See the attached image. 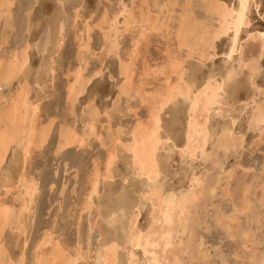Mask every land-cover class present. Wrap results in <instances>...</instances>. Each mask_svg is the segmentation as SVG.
Listing matches in <instances>:
<instances>
[{"label":"rangeland","instance_id":"obj_1","mask_svg":"<svg viewBox=\"0 0 264 264\" xmlns=\"http://www.w3.org/2000/svg\"><path fill=\"white\" fill-rule=\"evenodd\" d=\"M20 1H21L20 5L18 4L19 3V0H18V1H16V6H14V7L18 6L20 13L28 14L27 10H29V9L33 10L30 15L28 14L30 17L29 23H28L27 19H25V18L22 20L25 22V26L28 24H32V21H33V25L35 23H38V24L40 23V26H42L44 24H48V25L50 24L53 26V24H54L53 20H55L57 22V23L55 22V24H58L59 18H56V17H60L59 16L60 11H62L61 17L65 19V20L63 19V24L65 26V30H64L65 31L64 32L65 40H64V44H63V47L61 49L60 54H57L54 57V60L56 62L54 61L52 66H53V69L55 70V73H54L55 76L53 75L54 77L52 76V79L54 80V83L57 86L60 85L58 87L62 88L61 93H62V91H64V93H62L63 97L61 98V100L63 101V104H62L61 108L54 109L52 107H47L46 111L45 110L41 111L39 113L40 116L38 115L39 119H40V120L38 119L39 125H44V124L46 125L49 123L51 124V125H49V127H50V133H49L50 134V136H49L50 140L47 139L41 148L34 150V152L32 153V155H34V156H31L29 164L25 165V167H26L25 170H27V174L30 175L28 177L33 178V179L35 178L34 180L37 181V186L39 187L38 188L39 190L36 192V194L33 195V197H31L33 201L31 200L32 203L30 204L29 209L27 211H23V213L21 215V221L23 222V228H22L23 231L19 230V228H17L15 223L12 224L13 226L12 225L7 226L6 229L3 231V234H2V237L0 238V241H1V244L3 243V246L5 247L4 250H6L8 248L5 251L6 252L5 255L7 257L12 258L15 262L18 263L22 254L25 253L24 254L25 255L24 261L25 262L23 261L22 264H36V263L40 264V263H44L43 261H47L48 264H62L63 262L66 264H79V263L80 264H85V263L86 264H97L98 258L96 259V257H97L98 251L102 250V245H104L105 242H108L111 239L112 240L116 239L119 241V244L121 245L120 249H119L120 264H127L128 263V260L130 257L129 250L132 251L134 254L133 257H134V260H136L135 264H137V263L138 264H157L156 262H153V260L151 258L152 256H148V254L143 252L144 250L142 248L141 249L137 248V249L133 250L132 246L129 245L130 244L129 238L131 236V233H133L131 230L132 229L131 225H130L131 222L129 221L131 219L130 217H132V213H131L132 211L131 210L133 207L132 205L134 204V203H132V201L134 200L135 204H137L138 201L141 202L140 207H141L142 213L140 211V216L138 218L136 228H138L143 233H145V232L147 233L148 232L147 230H149L151 227L152 215H153L152 213L154 212L155 207H154V203L152 201V198L148 194V193H151V190L149 188V187H151V185H149L148 183H150V184H152V183L149 182L148 179L146 180V177L144 178V176H142V177L138 176L137 171L134 169L135 165H134V163L132 164L133 160H130V159H132V157H131L130 153L123 147V145L118 146V150H119L118 158L112 167V171H113L112 181L111 182L105 181L102 183V185H100L99 189L102 191L101 192L102 194L99 197H97L98 199L95 198V199H97L96 205H93L92 210L88 209V210L82 211V209L84 208L83 204L87 198V196H86L87 191L90 188L89 187L90 186L89 177L93 174V172L95 171V168L96 169L101 168L100 169L101 172L105 171L104 166L106 163L105 159H106L107 154H108V148L112 144H115V140L118 137L121 138L122 142H126V141L130 140L132 138L131 135L133 134L134 129L139 125V123L147 124L148 122H150L152 119L150 114H151L153 107L156 108L157 104L159 105V102L161 101V99L167 95V91H168L169 87H172L175 84H179L180 87L185 86L187 88L189 86V88H190L189 91L192 94L194 93V95H191L189 93V95H187L188 98H186V96H184L185 99H183L184 98L183 95L178 94L177 96H175V98L173 100H171L172 102L171 101H170V103L168 102L160 112V113H162V114H160V116L162 115V117H160V118H161V121H163V122H161L160 134H161V138L164 139L163 142L164 141L165 142L159 144V146H158L159 148H158V152H157V159L161 157L160 159H158V162L160 163L159 170L161 169V171H160L161 176H159V177L161 179L159 178L158 180H159V182H161L160 186L162 185L161 188L163 189V193L165 195L167 194L166 197H168V196L171 197L172 195H176L177 198H179L181 195L184 197V196H187L188 194H190L191 191L194 190L195 188L196 189H202L204 187V189H202L203 194H200L199 199L197 200V203H194L191 205L194 209L191 208V210H190L191 211L190 214L192 215V217H190V220H188V224L186 225L183 223L184 224L183 225L180 222V219H178L179 221L177 220L179 222V223L177 222L179 229H178V232H176V234L174 235V238L176 240L179 239L180 241L179 240L173 241L174 242L173 245H175V247L174 246L173 247L176 250L175 252H178L177 258L180 261L177 260L178 261L177 263L176 262H163V263H158V264H169V263L170 264L171 263L172 264H260V263L264 264L263 263L264 262V260H263L264 259V256H263L264 255V253H263L264 252V234H263L264 233V206H261V205H264V195H263L264 194V191H263L264 190V130H263L264 129V121L259 122L256 120L260 113L264 115V109H263L264 108V51H263V49H264V45H263L264 44L263 43L264 42V40H263L264 39V35H263L264 34V0H254V1L251 0L252 2L250 0H249L250 2L248 1L250 3V4L248 3V8H247L250 10H249V12H246V17H247L246 19L248 22H247V24L242 26V29H241L242 31L240 30L239 37L236 41L237 44L234 43L235 32H234V29L232 27H230L228 29L229 31L223 33V35H221V34L219 35L217 33L218 29L220 28V21H219L220 16L216 10L210 9V4L214 3L215 6H218V9H219V7H221L220 5H222V7H221L222 9H224L223 7H225V10H222V11H225V12H227L228 9L236 11L239 8V4H240L238 2L239 0H219V1L218 0H216V1L207 0V2L205 0H201V1H199V0H187V1L186 0L185 1L184 0H176L177 2L176 1L174 2L173 0H168V2H167V0L166 1H164V0H157V1L156 0H84V1L83 0H61L63 8L59 7V3H60L59 1L60 0L59 1L58 0H20ZM162 1H164V2L162 3ZM210 1H212V2H210ZM182 2H184V3H182ZM192 2H193V4H192ZM195 2H197L198 5H196ZM232 2H233V4H232ZM166 5H167L168 9L166 8ZM180 5H183V8ZM193 6H195V7L198 6V7L196 9ZM204 6H205V8H203ZM150 8H151V10H150ZM186 8H188V9H186ZM191 8L195 9V10H193L194 13H193ZM255 8H257V9H255ZM124 9H127V11ZM161 9H163L164 11ZM56 10H57V12H56ZM121 10H123L124 12ZM149 12H151V13H149ZM215 12H216V14H215ZM55 13H57L58 15ZM143 13H144V15H143ZM54 14H55V16H54ZM104 14H105V16H104ZM125 14H127V15H125ZM207 14L210 16H212L213 14H215V15H213L214 17L212 16L213 19H211L210 16H208ZM77 15H78V18H77L78 21H76V19L74 18ZM117 15H118L119 20L117 19V17H115ZM129 15H131V16H129ZM140 15H141L142 19L140 18ZM154 15L156 18L154 17ZM186 15H188L189 17L187 18ZM36 16H38V17H36ZM39 17L41 19H38ZM54 17L56 19H53ZM102 17L103 18L105 17L106 19H103ZM192 17H194L193 18L194 21L192 20ZM51 18L53 20H51ZM157 18H158V21L156 20ZM202 18H203L204 23H202ZM218 18H219V20H218ZM110 19H112V37L115 36L114 38H112V42H113V46H114L113 48L115 50L112 48V53L110 52V54H109L106 50V47H104V44L106 43L107 40L104 39L102 25L106 22H107V24H110ZM105 20H106V22H105ZM117 20L119 23H117ZM191 20L194 23L191 22ZM215 20H218V21L216 22ZM26 21L28 24L26 23ZM64 21H65V23H64ZM129 21H131V22H129ZM198 21H200V22H198ZM212 21H214V22H212ZM136 22L139 24H137ZM151 22L154 23V25L149 26L151 24ZM85 23H90L92 26H95L93 28V30L91 31L92 32V42H91L92 50L90 51V53H87V58H88L87 63L88 64H87L86 74L91 76L95 72L99 71L101 69V67H102L103 71L101 74L94 76L92 78L90 84H88V86L86 88V91L79 96V99L76 101L77 103L76 102L73 103L72 100L68 98V96H65V94L68 95V93H66V91L68 90L66 86H67L68 82L71 81V77H69L70 72L73 71L75 69V67L80 63V59H79V57H80L79 48L80 47L78 46L79 45V38H78L79 35L78 34L80 33V30H82V28L83 29L85 28ZM55 24H54V27H55ZM107 24H105V26H107V28H108L109 25H107ZM191 24H193L194 27ZM206 24L207 25L210 24V26H207ZM99 25H100V27H99ZM165 25H166V27L164 28ZM181 25H182V27H181ZM187 26H188V28H187ZM195 26H196V28H195ZM212 26H213V28H212ZM153 27H155V28H153ZM208 27L212 28V29L208 30ZM114 28L116 31L113 30ZM158 28H159V30H158ZM185 28L187 30H185ZM193 28L195 30L197 29L196 30L197 32L202 31L200 34L196 33L199 36L196 34H193V32L195 31ZM204 28H205V30H204ZM231 28H232V30H231ZM117 29H119V30H117ZM206 29H207V31H206ZM178 30H179V32H178ZM48 31H49V28H46L45 33ZM119 31H121V32H119ZM187 31H190V33ZM203 31H205V33ZM36 32H38V31H36ZM53 32H54V36H55V31H53ZM53 32H52V36H53ZM253 32H255L256 35ZM34 33H35V30L32 32L33 37L37 36V35H34ZM49 33L51 34L50 31H49ZM135 33H137V34H135ZM142 33H145V34L142 35ZM148 33H150V34L148 35ZM35 34H38V33H35ZM215 34H218L217 36L220 39L218 37H217L218 38L217 39L216 36H214ZM224 34H226V35H224ZM32 35H31V39H30L31 42L33 40ZM179 35H180V38H179ZM201 35H202V37H201ZM206 35H207V37H206ZM253 36H255V37H253ZM256 36H257V38H256ZM42 37H44V34ZM138 37L140 38L141 41L139 40ZM147 37H148V39H147ZM213 37H215V38L213 39ZM54 38H52L53 41H54ZM115 38H116V40H115ZM135 38L138 42H135L136 41ZM184 38H185V40H184ZM252 38H255V39H252ZM20 39H22V40H20ZM23 39H25V38H20V35H19L18 40L20 42H18V43H23L24 42ZM177 39H179V40H177ZM250 39H252L251 43L249 41ZM14 40H16V38H14L13 41ZM215 40H217V42ZM192 41L194 42V44ZM261 41H262V43H261ZM25 42H26V39H25ZM131 42L133 45L134 44L135 45L133 46L131 44ZM205 42H208V43H205ZM43 43H44L43 41H41V45H40V43H38L39 48L41 50L44 47V45H42ZM211 43L212 44L214 43V44L212 45ZM232 44L233 45L236 44L235 48L237 50L235 49V51L233 52L234 54L231 53V49L233 48ZM260 44H262V45H260ZM52 45L53 44L50 42V44L48 46L49 51H50V47ZM253 45H255V46H253ZM203 46H204V48H203ZM256 47H257V49H256ZM137 48L138 49L140 48V50H138ZM192 48H193V50H192ZM247 48H249V49L251 48V50H249ZM260 48L262 49V51L259 50ZM117 49H119V51H117ZM129 49L132 52L137 51V50L138 51L131 53V52H129ZM254 49H255V51H254ZM0 50H2V49H0ZM236 51L239 53H237ZM250 51H252V52H250ZM125 52L127 53V55ZM242 53H244V54H242ZM256 53H257L258 58L255 55ZM133 54L135 56H133ZM138 54H139V56H138ZM260 54H261V56H260ZM204 55H205V57H204ZM61 56L66 57V59H68V60L64 61ZM130 56H132V57H130ZM209 56H210V58H209ZM227 56H230V57H227ZM241 57H242V59H241ZM248 57H250V58H248ZM119 58L122 61L125 60L124 62L130 61L129 63L133 64L132 65L133 67L131 66V68H130L131 78L133 77L131 86H133V85H135V86H133L134 88L133 87L131 88V90H133L134 92L130 90L131 94L130 93L129 94L131 97L129 96V94H124L125 96L122 95V98H121L119 86L123 82V78H122L123 75H122V69H121L122 61L120 63ZM176 58H178V59H176ZM226 58H227V60H226ZM254 58H255V60H254ZM172 60H174V61H172ZM177 60L178 61L180 60V61L178 62ZM241 60L242 61L244 60V61L241 62ZM246 60H247V62H246ZM175 61H176V63H175ZM240 62H241V64H239ZM249 62H250V64H249ZM243 63H244V65H243ZM251 63H253V64H251ZM247 64L249 65V68H248ZM146 65L147 66L149 65V66L146 67ZM234 67H236L235 70H233ZM161 68H163V69H161ZM230 68L232 70H229ZM238 69H239V72H237ZM253 69H255L256 71L254 72ZM181 72H183V73H181ZM134 73H136V74H134ZM221 75H223V77ZM180 77L182 79H180ZM224 77H225V81L227 80L226 82L223 80ZM68 79H69V81H68ZM211 79L214 81L211 82ZM139 80H141V82ZM231 80H233V81H231ZM209 83H211V84L213 83L212 84L213 86H215V85H217L219 87L221 86L219 88V90L221 92L219 91V95H218V98L216 99V102L213 104V106H211L209 114H208V119H207L208 128L211 127L209 129V135L211 136L212 133L214 134V132H212L214 129H215L216 134H214L215 136L212 134L213 137L212 136L209 137L211 139L208 140V143L210 144V140H211L212 146L207 143L205 149L207 148L208 150L206 149L203 152V151H201V149H199L196 152L197 154H195L194 156H191L189 153L187 154L184 152V150H182V149H185L186 144H187V142H186L187 140L184 138H187V136H185V135H188V133H187L188 132V125L187 124L189 123L188 120L190 119V116H191L190 103L192 105L194 98L199 94V89L201 88L200 89V91H201L203 89V87H205ZM197 86L199 87V88H197L198 90L196 89ZM146 87H147V89H146ZM141 88H142V90H141ZM144 89L147 90L145 93H144ZM196 90H197V92H196ZM133 93L135 94V96H133L134 95ZM163 94H164V96H162ZM117 95H120V96H117ZM126 95H128V97H126ZM149 95H151V96H149ZM123 96H124V98H123ZM144 96L146 97V99ZM150 97H151V99H150ZM144 99H145V101H144ZM186 99H188V100H186ZM89 101L90 102L94 101L95 104L97 103L99 105L98 106L96 104L98 106V108L100 109V111L98 110L97 118H96V115H94L95 113L93 114L94 109L91 110L89 107ZM141 101L143 103H141ZM147 101H148V103H147ZM220 103L222 105H219ZM215 104H218V105H215ZM150 105H151V107H150ZM83 106H85L86 108ZM165 109H166V111H165ZM223 109H225V110L223 111ZM186 110L187 111L189 110L190 116L188 115V113H186L187 112ZM45 112L47 115L45 114ZM210 113H212L213 115L215 114V115L210 117L209 116ZM50 114H52V118H49V117H51ZM174 114H175V116H174ZM220 115H222V116H220ZM238 117H240V118H238ZM253 117H254V119H253ZM146 118H148L149 120L147 121ZM94 119H96V122H97L95 124L96 125L95 127L97 129L96 133L98 132L97 135L100 134L102 136L103 140L101 138L98 139V138L94 137V138H91L92 140L90 139L88 142L85 143V145L87 147L84 145L81 148H76V146L74 145V147L70 146L69 148H67L62 154L58 152L60 140H61L63 133L66 129H68V128L72 129L73 128V130L75 129V131H77L80 135L82 133V135H83V136L81 135L82 137L88 138V134H89V130L87 129L88 124H89L88 122L93 121ZM137 119L140 121H138ZM209 119L211 120V122L209 121ZM209 123H211L213 125V127L211 126V124L209 125ZM222 123H224V124H222ZM252 123L254 125L255 124H259V125H257V126L252 125V127H251ZM214 125H216V126H214ZM222 125H223V127H222ZM259 126H260V128H259ZM64 127H65V129H64ZM183 127L187 128V129H185V131H183V129H182ZM164 128H165V130H164ZM219 128H220L219 135H217L218 131H216V129L218 130ZM229 128L231 130H229ZM98 129H99V131H98ZM109 130H110V132H109ZM118 130H119V132H118ZM166 130H168L169 135H168ZM181 130L183 132H181ZM227 130L229 131L228 133L226 132ZM163 131H166V133ZM222 131L226 134V137ZM172 133H173V135H171ZM174 133L176 134L175 137H174ZM260 133H261V135H260ZM84 134H86V135H84ZM108 134H109V138H108ZM227 134H229L230 136L229 135L227 136ZM127 135H129V136H127ZM182 135H183V137H182ZM222 135H223V138L221 137ZM233 135L235 136V138L233 137ZM239 135H241V136H239ZM171 136L174 137V139H176V140H174ZM216 136L219 138H217ZM168 137L169 138L171 137L172 139L171 138L168 139ZM214 137H216V138L214 139ZM109 139H110V141H109ZM111 139H112V141H111ZM216 139H217V141H221V142L215 141ZM224 139L227 142L224 141ZM231 140H232V142H231ZM238 140L241 143L240 142H239V144L236 143V141L238 142ZM223 141L226 143H224ZM227 143L230 145H228ZM232 143H233V145H232ZM164 144H165V146H163ZM167 144H168V147L166 146ZM223 145L224 146L226 145L225 146L226 148ZM239 145L241 148L239 147ZM172 146H174V147H172ZM180 146H183V148ZM228 146L230 149L228 148ZM237 146H238V148H237ZM165 147L167 148V150ZM208 147H210V148H208ZM216 147H218V148H216ZM234 147H236V148H234ZM164 148H165V150H163ZM172 148H173V150H171ZM233 148H234L235 152H234ZM239 148H240V150L237 151V149H239ZM179 149L182 151H180ZM209 149L212 151H210ZM172 151H173V153H171ZM231 152H233V153H231ZM19 153H20V151H18L17 153H14L13 149H12L11 154H9L8 157L6 158L5 163L6 164L8 163V164L6 165L4 163V166H5V168L6 167L7 168L4 169V166L2 168L4 176H2V172H1L2 170L0 171V173H1L0 177H3V178H0V180H2L1 184H3L5 182V180H4L5 176L7 177L10 174H11L10 175L11 178L16 174L15 178L13 177V180H15V184H17L16 180L19 179L18 175H21L20 173L23 172V166H24L23 161L21 160L22 157H21V155H19ZM127 154H129V155L126 156ZM10 155H11V157H10ZM13 155H15L14 158H13ZM16 155H17V157H16ZM189 155L191 158L189 157ZM226 155H227V157H226ZM67 156H68V158H67ZM162 156H163V158H162ZM187 156L189 157L190 161H188ZM200 157L203 159V161ZM11 158H13V159H11ZM69 158L73 163L75 161L80 162V163H78L79 169L76 168V169L72 170L73 166L70 167V166L66 165L65 161ZM168 158H170V159H168ZM191 159H193V160H191ZM218 159L219 160L222 159V160L219 161ZM13 160H14V163L12 162ZM185 160L187 162H185ZM18 161H20V163ZM125 161H127V163H125ZM163 162H164V164H163ZM206 162H207V164H206ZM12 163H13V165H12ZM15 164H17V165H15ZM126 164H128V165H126ZM214 164H215V166H214ZM216 164L218 167L216 166ZM72 165H74V164H72ZM14 166H16V168ZM18 166H20V167L22 166V168H19ZM11 167H13V168H11ZM204 168H205V170H204ZM221 168H222V172H221ZM245 168H247V169H245ZM20 170H21V172H20ZM195 170L196 171L198 170L197 172H194L197 175L193 176L194 173H192V171H195ZM134 171H136V173H134ZM199 171H200V173L198 174ZM211 171L213 173H211ZM232 171H233V174H232ZM9 172H10V174H9ZM18 172H19V174H18ZM124 172H125V174H124ZM132 172H133V175H132ZM12 173H13V175H12ZM127 173H129V174L131 173L130 175H132V176H130ZM188 173H190L191 175ZM166 174H168V176ZM207 174H210V175H207ZM212 174L214 176V179L212 177ZM220 175H221V177H220ZM17 176H18V178H17ZM121 176L124 177V179ZM137 176H138V178H137ZM190 177L192 180L190 179ZM226 177H227V179H226ZM202 178L204 180H202ZM215 178H217L218 180ZM228 178H230V179H228ZM209 179H211V180H209ZM167 180H168V182H167ZM197 180L202 181L203 184H201V185L199 184L197 186L196 185V184H198ZM137 181H140V182L138 183ZM162 181L163 182L165 181L166 184H164ZM123 182H125V183H123ZM129 182H131V183L133 182V184L135 183L137 185L130 184ZM186 182H188V183L186 184ZM215 182H216V184L218 182L217 185L220 186L219 187L220 189H223L222 191L218 188V186L215 184ZM126 183L128 185H126ZM146 183H147V185H146ZM239 183L240 184L242 183L241 185H243V186L240 187ZM236 184H238V185L236 186ZM258 185L260 186V188H263V189L262 190L259 189ZM178 186L180 187V189L181 188L182 189L180 190ZM195 186H197V187H195ZM205 186H207V187H205ZM209 186H212L213 188L212 187L209 188ZM238 186L242 190L239 189ZM21 187L22 186L18 187L17 189H14L13 193L9 192L8 193L9 195L6 193V191H4V194L2 195V197L5 198L6 202L11 203L14 207L17 208V210H19V208L21 210V206L23 205L22 200H23V193L25 191H24L23 187L22 188ZM142 188H143V190H142ZM177 188H178V190H176ZM134 189L136 191H134ZM138 189L140 191H137ZM205 189L207 191H205ZM224 189L230 191L229 194H228V191L226 192ZM125 190H127V191H125ZM129 190H131V193L129 192ZM167 190L171 191V192L169 191L171 196ZM165 191H167V192L165 193ZM184 191H187V192L183 193ZM204 191L206 192V194L204 193ZM238 191H239V193H238ZM260 191H262V192H260ZM173 192L174 193L177 192V194H174ZM212 192H213V194L210 195V193H212ZM253 192H254V195H253ZM2 193L3 192H1V194ZM225 193L227 196L225 195ZM243 193H245V194H243ZM249 193H250V195H249ZM126 194H127V196H126ZM146 194H148V198H147ZM259 195L262 198V202L260 200L261 199L260 197H257V199H256V196H259ZM7 196H9V197H7ZM124 196L127 198H125ZM139 196H141V197H139ZM182 196L180 198H182ZM207 196H208V198H206ZM26 197H28V196L26 195ZM217 197H219L220 199ZM251 197H252V199H251ZM128 198H129V200H128ZM142 198H144V199H142ZM111 199H114L115 201L111 200ZM119 199H120V201H119ZM123 199H125V200L127 199L128 201H131V202H129V205H128V201L126 200V202H127V205H126V203H124L125 201H123ZM212 199H213V201H212ZM108 200L110 202H108ZM116 200H118L120 202V204ZM141 200H143V202ZM144 200L146 201V203L148 205L144 202ZM147 200H149L151 202L150 208H149L150 202ZM251 200L253 202H251ZM18 201H20L21 203ZM208 201L210 203H208ZM244 201H246V203ZM113 202H115V204ZM121 202H123L122 206H121ZM111 203L114 205V207ZM124 204L126 205V209H125ZM130 204H132V205H130ZM117 205L118 206L120 205L122 207V209L120 206L118 207ZM240 205H242V206L240 207ZM97 206H99V207H97ZM246 206H247V208H246ZM239 207H240V209H239ZM101 208H102V210H101ZM111 208H112V213H114V214L118 213L117 215H115L116 216L115 220L116 221L119 220L120 223L116 222L115 220H112L113 222H110V221L107 222L108 221L107 217H105L104 215H108L107 210L109 211V209H111ZM114 208H116L117 210H115ZM237 208L239 210H236ZM123 209H125V212H126V210L128 211V212H126V213H129L128 216L125 212H123L124 211ZM148 210H149V212H148ZM205 210H206V214H205ZM103 211H105V212H103ZM233 211L237 215L234 214ZM197 212H198V214H197ZM238 212H240V214ZM150 213H151V215H150ZM97 214H100V215H97ZM193 215L195 216V219H192V218H194ZM196 215H197V217H196ZM201 215H203V216H201ZM261 216H262V218H261ZM94 217H96L97 219ZM104 217H105L106 221H105ZM249 217H251V218H249ZM204 218L207 222L206 221L204 222L202 220ZM212 218H214V219H212ZM218 219L220 220V222L223 221L224 223H220V222L218 223ZM253 219H254V222H253ZM194 220H196V222ZM257 220H258V222L260 221V223H257ZM94 222L97 223V226L94 228V230L93 229L91 230L90 226ZM237 222L239 224H237ZM255 222L258 224V226ZM118 224L121 227L124 226L125 228L120 229V226ZM228 224L230 225V227ZM235 224H237V225H235ZM231 225L234 226L235 228L232 227ZM182 226H184V227H182ZM223 226H224V228H223ZM259 226H260V229H259ZM110 227H112V229H110ZM129 227L131 229H128ZM107 229H108V232H107ZM237 229H238V231H237ZM257 229H259L258 230L259 232H256ZM126 230H128V231H126ZM226 230H228V231H226ZM232 230H235V231L233 232ZM186 231H188V232H186ZM105 232L108 236L105 234ZM238 233H239V235H238ZM103 234H105V235H103ZM182 234H184V236ZM238 236H240V237H238ZM249 236H252V237L250 238ZM192 237H193V239H192ZM101 238H102V240H100ZM181 238L183 240H184V238H186V241L184 240V242H183V240H181ZM201 238L204 239L203 242H202ZM4 239H5V241H4ZM175 239H173V240H175ZM238 239H241L242 242L239 241ZM45 240L48 242L51 240L50 241L51 244H49L48 242H44ZM193 240L194 241L196 240L197 242L196 241L193 242ZM89 241H90V243H89ZM103 241H104V243H103ZM178 241H179V244L182 243L181 246L178 245V243H177ZM24 242H25V244H24ZM204 242H205V244H202ZM258 242H259V244H258ZM47 243H48V245H47ZM186 243L188 246L184 245ZM245 243H247V244H245ZM189 244H192V245L190 246ZM60 245L61 246L63 245V246L61 247ZM183 245L186 248L183 247ZM252 245H254V247ZM24 246H25V248H24ZM177 246H179V247H177ZM41 247H44V248H41ZM63 247H64V249H63ZM195 247L199 250V252H198V250L196 251ZM52 248L56 251L54 252V250ZM177 248H178V251H177ZM48 249H50V250H48ZM66 249H67V251H66ZM185 249H187L189 251L187 252V250H186V252H187L186 253ZM191 249H192V251H195L194 254L192 251H191L192 254L190 253ZM68 250L70 252H68ZM89 250H91V251H89ZM207 250L210 251V253ZM46 252L49 254H47ZM79 252H81V253H79ZM201 252H202V254H201ZM246 252H247V255H246ZM45 253H46V255H45ZM58 253H60V254H58ZM71 253H74L75 256ZM180 253H181V255H180ZM218 253L220 255H218ZM52 254H55V255H52ZM94 254L96 255V257ZM125 254H126V256H125ZM163 254H166V253H163ZM190 254H191V256H190ZM59 255L61 256L60 260L58 258H56V256H59ZM90 255H92L94 257H92ZM179 255H180V258L178 257ZM6 256H5L4 260L2 259L0 264H8V261L6 260L7 259ZM50 256H51V258H50ZM70 257H71V259H70ZM80 257L83 259H81ZM138 257H139V260L137 259ZM205 257H207V258H205ZM73 258H75L76 260ZM149 258L151 259V261ZM253 258H255L254 259L255 262L252 261ZM37 260L39 262H37ZM66 260H69V261H66ZM73 260L75 262H73ZM181 260H182V262H181ZM190 260H193V261H191L192 263L190 262ZM145 261H146V263H145ZM147 261H148V263H147Z\"/></svg>","mask_w":264,"mask_h":264},{"label":"bare ground","instance_id":"obj_2","mask_svg":"<svg viewBox=\"0 0 264 264\" xmlns=\"http://www.w3.org/2000/svg\"><path fill=\"white\" fill-rule=\"evenodd\" d=\"M59 1V0H58ZM84 1V0H83ZM157 1V0H156ZM164 1H166V0H164ZM164 1H162V3L164 2ZM174 2L176 1V0H173ZM185 1V0H184ZM187 1V0H186ZM199 1H201V0H199ZM206 2H207V0H205ZM204 1V2H205ZM214 1H216V0H214ZM219 1V0H218ZM249 0H239L238 2L240 3L239 4V8L236 10V11H233V10H227V12H225V11H222V10H225V7H223L224 9H222L221 7H222V5H220L221 7H219V9H218V6H215L214 5V3H211L210 4V9H212V10H216L218 13H219V16H220V20H219V18H218V20L220 21V28L218 29V31H217V33L220 35H223V33H225V32H227V31H229L228 29L230 28V27H232L233 29H234V32H235V37H234V43H236V41H237V39H238V37H239V33H240V30L242 29V26L243 25H245V24H247V17H246V12H249V10L250 9H247L248 8V3L251 1H249ZM254 1V0H253ZM60 3H59V7L60 8H63L62 7V1L60 0L59 1ZM99 2V1H98ZM122 2V1H121ZM167 2H168V0H167ZM177 2V1H176ZM210 2H212V1H210ZM236 2V1H235ZM252 2V1H251ZM182 3H184V2H182ZM196 3V5H198L197 4V2H195ZM216 3V2H215ZM219 3V2H218ZM156 4V3H155ZM158 4V3H157ZM161 4V3H160ZM192 4H193V2H192ZM222 4V3H221ZM232 4H233V2H232ZM250 4V3H249ZM254 4V3H253ZM184 5V4H183ZM183 5H180V6H182V8H183ZM186 5V4H185ZM195 5V4H194ZM195 5V6H196ZM230 5V4H229ZM255 5V4H254ZM14 6H16V0H6L5 2H1L0 3V7L1 8H3V7H5L6 9L8 8V10H9V12H11V10L14 8ZM35 6V5H34ZM122 6V5H121ZM156 6V5H155ZM159 6V5H158ZM169 6V5H168ZM188 6V5H187ZM195 6H193L194 8H196L197 9V7H195ZM200 6V5H199ZM225 6V5H224ZM32 7V6H31ZM36 7V6H35ZM123 7V6H122ZM121 7V8H122ZM0 8V9H1ZM166 8L168 9V7H167V5H166ZM171 8V7H170ZM203 8H205V6L203 7ZM217 8V9H216ZM57 9V8H56ZM154 9V8H153ZM152 9V10H153ZM181 9V8H180ZM186 9H188V8H186ZM192 9V8H191ZM227 9V8H226ZM255 9H257V8H255ZM4 10V9H3ZM27 10V9H26ZM30 10V9H29ZM29 10H27L28 11V14H31V12L33 11L32 9L29 11ZM60 10V9H59ZM62 10V9H61ZM124 10H126L127 11V9H124ZM150 10H151V8H150ZM161 10H163V9H161ZM166 10V9H165ZM193 10H195V9H192V11ZM248 10V11H247ZM121 11H123V10H121ZM155 11V10H154ZM164 11V10H163ZM169 11V10H168ZM190 11V10H189ZM188 11V12H189ZM6 12H7V10H6ZM56 12H57V10H56ZM61 12L62 11H60V17H56V18H59L58 20H59V23L58 24H55V20H53V19H56L55 17L52 19L51 18V20H53L54 21V24H55V27H57V30H55V36H54V32L52 31V27H48L49 28V31L51 32V34L49 33V31L48 32H46L45 34H44V37H42L41 39H43L42 41L44 42L42 45H44V47H43V49L41 50V52L42 53H47V50H48V46H49V44H50V42L53 44V47H52V56H51V54H50V56H51V58H50V60L48 61V62H50L49 63V70L47 71L46 69V71H47V75H49L51 78H52V76L54 75V73H55V70L53 69V62L55 61L54 60V57L57 55V54H60V52H61V49H62V47H63V44H64V40H65V35H64V30H65V26H64V24H63V19L64 18H62L61 16ZM124 12V11H123ZM174 12V11H173ZM181 12V11H180ZM2 13V12H1ZM5 13V12H4ZM3 13V14H4ZM8 13V12H7ZM59 13V12H58ZM149 13H151V12H149ZM156 13V12H155ZM163 13V12H162ZM168 13V12H167ZM182 13V12H181ZM184 13V12H183ZM193 13H194V11H193ZM213 13V12H212ZM2 14V15H3ZM12 12L9 14V19L11 20V17H12ZM55 14H57V13H55ZM55 14H54V16H55ZM79 14V13H78ZM131 14V13H130ZM153 14V13H152ZM157 14V13H156ZM173 14V13H172ZM215 14H216V12H215ZM215 14H213V15H215ZM2 15H0V16H2ZM6 15V14H5ZM58 15V14H57ZM125 15H127V14H125ZM136 15V14H135ZM138 15V14H137ZM143 15H144V13H143ZM175 15V14H174ZM196 15V14H195ZM199 15V14H198ZM197 15V16H198ZM208 15V14H207ZM212 15V14H211ZM212 15V16H213ZM104 16H105V14H104ZM129 16H131V15H129ZM139 16V15H138ZM146 16V15H145ZM153 16V15H152ZM165 16V15H164ZM181 16V15H180ZM187 16V18L189 17L188 15H186ZM208 16H210V15H208ZM212 16H210V18L211 19H213L212 18ZM36 17H38V16H36ZM112 17V16H111ZM115 17H117V19H118V15L117 16H115ZM148 17V16H147ZM154 17H155V15H154ZM166 17V16H165ZM182 17V16H181ZM185 17V16H184ZM183 17V18H184ZM214 17V16H213ZM30 18V17H29ZM46 18V17H45ZM75 19H76V21H78L77 20V18H78V15L77 16H75L74 17ZM103 18V17H102ZM101 18V19H102ZM130 18V17H129ZM135 18V17H134ZM138 18V17H137ZM140 18H141V15H140ZM152 18V17H151ZM156 18V17H155ZM160 18V17H159ZM193 18L194 17H192V20H193ZM209 18V17H208ZM249 18V17H248ZM34 19V18H33ZM32 19V20H33ZM38 19H41L40 17L38 18ZM37 19V20H38ZM103 19H106L105 17L103 18ZM142 19V18H141ZM186 19V18H185ZM190 19V18H189ZM207 19V18H206ZM210 19V20H211ZM250 19V18H249ZM4 20V19H3ZM2 20V21H3ZM8 19H6V21H7ZM9 20V21H10ZM57 20V21H58ZM65 20V19H64ZM74 20V19H73ZM115 20V19H114ZM119 20V19H118ZM118 20H117V23H119L118 22ZM149 20V19H148ZM157 21H158V18L156 19ZM160 20V19H159ZM191 20V22H193ZM196 20V19H195ZM209 20V19H208ZM207 20V21H208ZM218 20H215L216 22L218 21ZM251 20V19H250ZM5 21V22H6ZM27 21H28V23H29V20H28V18H27ZM26 21V22H27ZM40 21V20H39ZM38 21V22H39ZM104 21V20H103ZM116 21V20H115ZM132 21V20H131ZM131 21H129V22H131ZM188 21V20H187ZM205 21V20H204ZM35 22V21H34ZM52 22V21H51ZM50 22V23H51ZM100 22V21H99ZM105 22H106V20H105ZM109 22V21H108ZM190 22V23H191ZM198 22H200V21H198ZM212 22H214V21H212ZM215 22V23H216ZM1 23V22H0ZM11 23V22H10ZM12 23H13V21H12ZM27 23V24H28ZM57 23V22H56ZM64 23H65V21H64ZM67 23V22H66ZM78 23V22H77ZM101 23V22H100ZM99 23V24H100ZM115 23V22H114ZM134 23V22H133ZM137 23V22H136ZM135 23V24H136ZM156 23V22H155ZM160 23V22H159ZM174 23V22H173ZM176 23V22H175ZM194 23V22H193ZM202 23H204L203 22V18H202ZM2 24V23H1ZM6 24H8V21L6 22ZM14 24H15V22H14ZM13 24V25H14ZM32 24H33V21H32ZM36 24V23H35ZM43 24V23H42ZM53 24V23H52ZM53 24V25H54ZM105 24H107V22L106 23H104L103 25H102V28H103V35H104V39L105 40H107L106 41V43L104 44V47H106V50H107V52L110 54V52L112 53V48L114 47L113 46V42H112V38H114V37H112V19H110V24H107V25H109V27L107 28V26H105ZM137 24H139V23H137ZM184 24V23H183ZM182 24V25H183ZM197 24V23H196ZM250 24V23H249ZM5 25V24H4ZM37 25H40V23L39 24H37ZM37 25H36V27H37ZM50 25V24H49ZM78 25V24H77ZM123 25V24H122ZM127 25V24H126ZM152 25H154V23H152L151 22V24L149 25V26H152ZM160 25V24H159ZM182 25H181V27H182ZM189 25V24H188ZM191 25H193V24H191ZM207 25V24H206ZM205 25V26H206ZM213 25V24H212ZM217 25V24H216ZM1 26V25H0ZM10 26H11V24H10ZM27 26V25H26ZM35 26V25H34ZM97 26V25H96ZM111 26V27H110ZM186 26V25H185ZM200 26V25H199ZM207 26H210V24H208ZM215 26V25H214ZM2 27V26H1ZM9 27V24H8V26L6 27V28H8ZM12 27V26H11ZM95 26H92L90 23H85V28L83 29L82 28V30H80V33L78 34L79 36H78V38H79V55H80V57H79V59H80V63L75 67V69L73 70V71H71L70 72V75H69V77H71V81L70 82H68V84H67V93H68V98L69 99H71L72 100V102L74 103V102H76L78 99H79V96L82 94V93H84L85 91H86V88H87V86H88V84H90V82H91V80H92V78L94 77V76H97V75H99V74H101L102 73V67H101V69L99 70V71H97V72H95L93 75H87L86 74V70H87V53H90V51L92 50V47H91V42H92V30H93V28H94ZM99 27H100V25H99ZM159 27V26H158ZM166 27V25L164 26V28ZM169 27V26H168ZM192 27V26H191ZM193 27H194V25H193ZM4 28V27H3ZM29 28V27H28ZM122 28V27H121ZM137 28V27H136ZM142 28V27H141ZM153 28H155V27H153ZM152 28V29H153ZM163 28V29H164ZM187 28H188V26H187ZM195 28H196V26H195ZM212 28H213V26H212ZM212 28H209L208 27V30L209 29H212ZM215 28V27H214ZM232 28H231V30H232ZM12 29V28H11ZM11 29H6V30H11ZM123 29V28H122ZM121 29V30H122ZM126 29V28H125ZM145 29V28H144ZM170 29V28H169ZM194 29V28H193ZM2 30V29H1ZM26 30H27V28H26ZM79 30V29H78ZM113 30H115V28L113 29ZM117 30H119V29H117ZM129 30V29H128ZM140 30V29H139ZM151 30V29H150ZM154 30V29H153ZM158 30H159V28H158ZM172 30V29H171ZM185 30H187L186 28H185ZM195 30V29H194ZM197 30V29H196ZM194 31L193 32V34H196V33H201L202 31H199V32H197V31ZM204 30H205V28H204ZM215 30V29H214ZM116 31V30H115ZM141 31V30H140ZM165 31V30H164ZM163 31V32H164ZM206 31H207V29H206ZM212 31V30H211ZM242 31V30H241ZM255 31V30H254ZM27 32H28V30H27ZM52 32H53V36H52ZM118 32V31H117ZM119 32H121V31H119ZM128 32V31H127ZM143 32V31H142ZM148 32V31H147ZM153 32V31H152ZM151 32V33H152ZM157 32V31H156ZM155 32V33H156ZM178 32H179V30H178ZM187 32H189L190 33V31H187ZM204 33H205V31H203ZM213 32V31H212ZM251 32V31H250ZM6 33V34H5ZM184 33V32H183ZM182 33V34H183ZM188 33V34H189ZM254 34H255V32H253ZM262 33V32H261ZM1 34H2V32H1ZM4 34H5V36L7 35V32L6 31H4ZM115 34V33H114ZM119 34V33H118ZM121 34V33H120ZM123 34V33H122ZM135 34H137V33H135ZM145 33H142V35H144ZM150 33H148V35H149ZM187 34V35H188ZM192 34V35H193ZM211 34V33H210ZM218 34H215L214 36H216V38L218 37L217 35ZM230 34V33H229ZM263 34V33H262ZM171 35V34H170ZM176 35V34H175ZM186 35V34H185ZM190 35V34H189ZM196 35H198V34H196ZM224 35H226V34H224ZM248 35V34H247ZM256 35V34H255ZM260 35V34H259ZM264 35V34H263ZM3 36V35H2ZM2 36H0V38H1V40L0 41H2ZM4 36V37H5ZM8 36V35H7ZM7 36H6V38H7ZM43 36V35H42ZM191 36V35H190ZM199 36V35H198ZM229 36V35H228ZM258 36V35H257ZM257 36H256V38H257ZM3 37V40L4 39H6V38H4ZM55 37V38H54ZM176 37V36H175ZM184 37V36H183ZM196 37V36H195ZM201 37H202V35H201ZM206 37H207V35H206ZM211 37V36H210ZM253 37H255V36H253ZM261 37V36H260ZM52 38H54V41H53V39ZM139 38V37H138ZM150 38V37H149ZM179 38H180V35H179ZM205 38V37H204ZM215 37H213V39H214ZM219 38V37H218ZM217 38V39H218ZM227 38V37H226ZM244 38V37H243ZM249 38V37H248ZM259 38V37H258ZM14 39V38H13ZM41 39L39 38L37 41V44L38 43H40V45H41ZM147 39H148V37H147ZM206 39V38H205ZM210 39V38H209ZM220 39V38H219ZM252 39H255V38H252ZM252 39H250L249 41H250V43H251V40ZM262 39V38H261ZM7 40V39H6ZM5 40V41H6ZM115 40H116V38H115ZM120 40V39H119ZM135 40H136V38H135ZM134 40V41H135ZM139 40H140V38H139ZM144 40V39H143ZM177 40H179V39H177ZM184 40H185V38H184ZM187 40V39H186ZM197 40V39H196ZM211 40V39H210ZM247 40V39H246ZM264 40V39H263ZM15 41V40H14ZM114 41V40H113ZM141 41V40H140ZM216 42H217V40H215ZM240 41V40H239ZM255 41V40H254ZM12 42H13V40H12ZM135 42H138L137 40L135 41ZM143 42V41H142ZM141 42V43H142ZM193 42V41H192ZM213 42V41H212ZM233 42V41H232ZM247 42V41H246ZM1 43V42H0ZM2 43H3V41H2ZM36 43V42H35ZM119 43V42H118ZM134 43V42H133ZM201 43V42H200ZM205 43H208V42H205ZM229 43V42H228ZM261 43H262V41H261ZM264 43V42H263ZM9 44V43H8ZM131 44H132V42H131ZM130 44V45H131ZM183 44V43H182ZM193 44H194V42H193ZM212 44V43H211ZM214 44V43H213ZM212 44V45H213ZM237 44V43H236ZM236 44H232L233 45V48L231 49V53H233L234 51H235V45ZM1 45V44H0ZM3 45V44H2ZM133 45V44H132ZM135 45V44H134ZM133 45V46H134ZM137 45V44H136ZM186 45V44H185ZM192 45V44H191ZM260 45H262V44H260ZM264 45V44H263ZM5 46H6V44H5ZM120 46V45H119ZM182 46V45H181ZM241 46V45H240ZM239 46V47H240ZM253 46H255V45H253ZM3 47H4V45H3ZM8 47V46H7ZM15 47V46H14ZM31 47V42H29V39L27 40V38H26V42L24 41V44H23V46L22 47H20L19 49L20 50H17V49H15V50H13V52L11 51L10 52V54H9V56H3V55H0V101H2L3 100V104L5 103L6 104V102L7 101H9L10 103H8V104H6L7 106L6 107H0V171L2 170V168H3V166H4V163L6 162L5 160H6V158L8 157V155L9 154H11V151H12V149H13V152L14 153H17L18 151H20V153H19V155H21V160L23 161V172L22 173H20L21 175H18L19 174V172H18V176H19V179H17L16 181H17V184H15V180H13V177L15 178V176H16V174L11 178L10 177V172H9V176H5V182L3 183V184H1L2 183V180H0V238L2 237V234H3V231L6 229V227L7 226H11L12 224H14L15 223V225L17 226V228H19V230H22V228H23V222L21 221V215H22V213H23V211H27L28 209H29V206H30V204L32 203L31 202V200H32V198L31 197H33V195L34 194H36V192L39 190L38 188V186H37V181H35L33 178H30V177H28V176H30V175H28L27 174V170H25V165L26 164H29V162H30V158H31V156H34V155H32V153L34 152V150L35 149H39V148H41L42 147V145L45 143V141L47 140V139H49V133H50V127H49V125H51L50 123L49 124H44V125H39V123H38V120H37V116H38V114H39V112H40V108H41V103L37 100V99H30V86H29V84L28 83H26V81L24 82V81H22L21 83V86H20V88L19 89H17L18 91L17 92H14L13 93V95H12V98H10L9 99V97L11 96H9V97H6L5 96V94H4V96L1 94L3 91H2V89L4 88H8V87H3V84L4 85H8L9 86V83H12V82H14L16 79L15 78H18L17 77V75L21 72L22 73V71H24V68H26V66H29V64H30V50H32V48H30ZM191 47V46H190ZM238 47V48H239ZM246 47V46H245ZM248 47V46H247ZM261 47V46H260ZM16 48V47H15ZM34 48H35V46H34ZM120 48V47H119ZM135 48V47H134ZM183 48V47H182ZM185 48V47H184ZM203 48H204V46H203ZM214 48V47H213ZM241 48V47H240ZM259 48V47H258ZM0 49H2V47L0 46ZM114 49V48H113ZM138 49V48H137ZM190 49V48H189ZM200 49V48H199ZM208 49V48H207ZM210 49V48H209ZM244 49V48H243ZM247 49H249V48H247ZM256 49H257V47H256ZM115 50V49H114ZM138 50H140V48L138 49ZM137 50V51H138ZM192 50H193V48H192ZM237 50V49H236ZM249 50H251V48L249 49ZM253 50V49H252ZM260 51H262V49L260 48L259 49ZM117 51H119V49H117ZM137 51H134V52H137ZM143 51V50H142ZM195 51V50H194ZM212 51V50H211ZM254 51H255V49H254ZM253 51V52H254ZM263 51H264V49H263ZM63 52V51H62ZM106 52V51H105ZM129 52H131V53H134V52H132L130 49H129ZM191 52V51H190ZM237 52V51H236ZM250 52H252V51H250ZM126 53V52H125ZM130 53V54H131ZM192 53V52H191ZM237 53H239V52H237ZM106 54V53H105ZM129 54V53H128ZM136 54V53H135ZM201 54V53H200ZM227 54V53H226ZM229 54V53H228ZM234 54V53H233ZM242 54H244V53H242ZM89 55V54H88ZM117 55V54H116ZM126 55H127V53H126ZM125 55V56H126ZM197 55V54H196ZM199 55V54H198ZM256 55V57H257V53L255 54ZM259 55V54H258ZM42 56V55H41ZM47 56V55H46ZM50 56H48V57H50ZM119 56V55H118ZM124 56V57H125ZM133 56H135L134 54H133ZM138 56H139V54H138ZM211 56V55H210ZM210 56H209V58H210ZM234 56V55H233ZM240 56V55H239ZM253 56V55H252ZM260 56H261V54H260ZM263 56V55H262ZM47 57V58H48ZM62 57V56H61ZM104 57V56H103ZM111 57V56H110ZM123 57V58H124ZM127 57V56H126ZM130 57H132V56H130ZM137 57V56H136ZM173 57V56H172ZM197 57V56H196ZM204 57H205V55H204ZM212 57V56H211ZM227 57H230V56H227ZM244 57V56H243ZM247 57V56H246ZM121 58V57H120ZM120 58H119V60H120ZM139 58V57H138ZM180 58V57H179ZM208 58V57H207ZM240 58V57H239ZM248 58H250V57H248ZM258 58V57H257ZM256 58V59H257ZM260 58V57H259ZM46 59V58H45ZM44 59V60H45ZM49 59V58H48ZM128 59V58H127ZM174 59V58H173ZM176 59H178V58H176ZM181 59V58H180ZM241 59H242V57H241ZM247 59V58H246ZM253 59V58H252ZM43 60V61H44ZM130 60V59H129ZM226 60H227V58H226ZM254 60H255V58H254ZM121 61L122 60H120V63H121ZM125 61V60H124ZM124 61H122V66H121V69H122V75L124 76H122V78H123V82L121 83V85L119 86V90H120V94H121V98H122V95H124V94H129L130 93V90H131V88L133 87V86H135V85H133V86H131V84H132V78H131V72H130V68H131V66L133 65L132 63H129L130 61H127V62H124ZM172 61H174V60H172ZM178 61V60H177ZM180 61V60H179ZM178 61V62H179ZM231 61V60H230ZM244 61V60H243ZM242 60H241V62H243ZM250 61V60H249ZM257 61V60H256ZM56 62V61H55ZM135 62V61H134ZM241 62L239 63V64H241ZM246 62H247V60H246ZM136 63V62H135ZM134 63V64H135ZM175 63H176V61H175ZM131 64V65H130ZM249 64H250V62H249ZM251 64H253V63H251ZM31 65V64H30ZM33 65V64H32ZM31 65V66H32ZM119 65V64H118ZM243 65H244V63H243ZM246 65V64H245ZM248 65V64H247ZM256 65V64H255ZM149 66V65H148ZM147 65H146V67H148ZM239 66V65H238ZM42 67V66H41ZM46 67H47V65H46ZM55 67V66H54ZM133 67V66H132ZM181 67V66H180ZM244 67V66H243ZM254 67V66H253ZM256 67V66H255ZM30 68H32V67H30ZM29 68V69H30ZM34 68V67H33ZM99 68V67H98ZM157 68V67H156ZM235 68L236 67H234V69L233 70H235ZM248 68H249V65H248ZM43 69V68H42ZM148 69V68H147ZM155 69V68H154ZM161 69H163V68H161ZM175 69V68H174ZM182 69V68H181ZM180 69V70H181ZM241 69V68H240ZM245 69V68H244ZM257 69V68H256ZM28 70V69H27ZM44 70V71H45ZM152 70V69H151ZM228 70V69H227ZM229 70H232L231 68L229 69ZM228 70V71H229ZM254 70V72L256 71L255 69H253ZM29 71V70H28ZM40 71V70H39ZM44 71H43V73H44ZM249 71V70H248ZM150 72V71H149ZM158 72V71H157ZM235 72V71H234ZM237 72H239V69L237 70ZM20 73V74H21ZM26 73V72H25ZM28 73V72H27ZM120 73V72H119ZM147 73V72H146ZM159 73V72H158ZM181 73H183V72H181ZM185 73V72H184ZM228 73V72H227ZM251 73V72H250ZM134 74H136V73H134ZM133 74V75H134ZM27 75V74H26ZM34 75V74H33ZM132 75V76H133ZM147 75V74H146ZM181 75V74H180ZM207 75V74H206ZM239 75V74H238ZM255 75V74H254ZM19 76V75H18ZM55 76V75H54ZM53 76V77H54ZM179 76V75H178ZM222 77H223V75H221ZM225 76V75H224ZM228 76V75H227ZM20 77V76H19ZM24 77V79H25V75L23 76ZM22 77V78H23ZM48 77V76H47ZM212 77V76H211ZM221 77V78H222ZM230 77V76H229ZM228 77V78H229ZM50 78V79H51ZM135 78V77H134ZM217 78V77H216ZM220 78V77H219ZM218 78V79H219ZM234 78V77H233ZM232 78V79H233ZM250 78V77H249ZM254 78V77H253ZM13 79H15L14 81H13ZM31 79H33V77L31 78ZM47 79H49V78H47ZM180 79H182L181 77H180ZM213 79V78H212ZM211 79V82L212 81H214V80H212ZM22 80V79H21ZM52 80V79H51ZM56 80V79H55ZM142 80V79H141ZM141 80H139L140 82H141ZM223 80L225 81V77L223 78ZM18 81V80H17ZM37 81V80H36ZM49 81V80H48ZM68 81H69V79H68ZM122 81V80H121ZM175 81V80H174ZM181 81V80H180ZM227 81V80H226ZM225 81V82H226ZM231 81H233V80H231ZM24 82V83H23ZM45 82V81H44ZM143 82V81H142ZM173 82V81H172ZM200 82V81H199ZM204 82V81H203ZM18 83H19V81H18ZM32 83V82H31ZM46 83V82H45ZM207 83V82H206ZM205 83V84H206ZM214 83V82H213ZM212 83V84H213ZM221 83V82H220ZM229 83V82H228ZM231 83V82H230ZM140 84V83H139ZM143 84V83H142ZM173 84V83H172ZM192 84V83H191ZM211 83H209V84H207L205 87H203V89L200 91V89H199V94L194 98V100H193V102H192V105H191V103H190V106H191V109H190V111H191V116L189 115V110L186 112V113H188V115L190 116V119L188 120L189 121V123L187 124L188 125V135H185V136H187V138H184V139H186L187 141V144H186V147H185V149H182V150H184V152L185 153H189L191 156H194L195 154H197L196 152L199 150V149H201V151H205L206 149H205V147H206V145H207V143H208V140L209 139H211V138H209V137H211L212 136V132H214V134H216V132H215V129L211 132L212 134H211V136L209 135V129L211 128H208V123H207V119H208V114H209V111H210V108H211V106H213V104L216 102V99L218 98V95H219V88L221 87H219V86H217V85H215V86H213ZM226 84V83H225ZM33 85V84H32ZM36 85V84H35ZM182 85V84H181ZM11 86V85H10ZM19 86V85H18ZM39 86V85H38ZM139 86V85H138ZM144 86V85H143ZM169 86V85H168ZM172 86V85H171ZM187 86V85H186ZM230 86V85H229ZM195 87V86H194ZM12 88V87H11ZM17 88V87H16ZM33 89H34V87H32ZM134 88V87H133ZM197 88H199L198 86L196 87V89ZM37 89V88H36ZM116 89V88H115ZM146 89H147V87H146ZM146 89H144V93L147 91ZM157 89V88H156ZM168 89V88H167ZM189 86L186 88L185 86H179V84H175L174 86H172V87H169V89H168V91H167V95L164 97V98H162L161 99V101L159 102V105L157 104V107L155 108V107H153V109H152V111H151V114H150V116H151V121L150 122H148L147 124H145V123H139V125L134 129V131H133V134L131 135L132 136V138L130 139V140H128V141H126V142H122V140H121V138L120 137H118V138H116V140H115V144H112L109 148H108V154H107V157H106V163H105V171H102L101 172V168L100 169H96L95 168V171L93 172V174L89 177V182H90V188L88 189V191H87V198H86V200H85V202H84V204H83V209H82V211H85V210H88V209H90V210H92V207H93V205H96V200L98 199L97 197H99L102 193V191L99 189L100 188V185H102V183L103 182H105V181H108V182H111L112 181V179H113V171H112V167H113V165H114V163H115V161L117 160V158H118V152H119V150H118V146H120V145H123V147L130 153V155H131V157H132V159H130V160H133V162H132V164L134 163V169L137 171V173H138V176H140V177H142V176H144V178L146 177V180L148 179L149 180V182H151L152 184H150V183H148L149 185H151V187H149L150 188V190H151V193H148L149 194V196L152 198V201H153V203H154V207H155V210H154V212L152 213L153 215H152V224H151V227H150V229L149 230H147L148 232L146 233H143L142 231H140L138 228H136V225H137V222H138V218H139V216H140V211H141V202L140 201H138L137 202V204H135V202H134V200L132 201V203H134L133 205L132 204H130V205H132L133 207H132V217H130L131 219L129 220L130 222H131V228L129 227L128 229H131L132 230V232L133 233H131V236H130V244L129 245H131L132 246V249L134 250V249H137V248H142L144 251L143 252H145L146 254H148V256H152L151 258H152V260H153V262H156L157 264L158 263H163V262H178L177 260H179L178 258H177V254H178V252H175L176 250H175V245H173L174 244V242L173 241H177V240H179V239H175L174 238V235L176 234V232H178V225H177V222L179 221L178 219H180V222L183 224H188V220H190V217H192V215L190 214L191 213V208H193L191 205L192 204H194V203H197V200L199 199V196H200V194H203V192H202V189H204V187L202 188V189H194V190H192L191 191V193L190 194H188L187 196H182V198H177L176 197V195H172L171 196V194H170V192H169V194H170V196L171 197H166V195L163 193V189L161 188L162 187V185L160 186V184H161V182H159V176H161L160 174V171H161V169L159 170V165H160V163L158 162V159H160V158H158L157 159V152H158V146H159V144H161V143H164L163 142V138H161V134H160V129H161V122H163V121H161V118L160 117H162V115L160 116V114H162V113H160L161 112V110L164 108V106L169 102L170 103V101L171 100H173L174 98H175V96H177L178 94L179 95H183V97L184 96H186V98H188L187 97V95H189V93L191 94V95H194V93L192 94L190 91H189ZM141 90H142V88H141ZM198 90V89H197ZM197 90H196V92H197ZM225 90V89H224ZM261 90V89H260ZM2 91V92H1ZM5 91V90H4ZM10 91H12V90H10ZM131 91H133V90H131ZM140 91V90H139ZM9 92V91H8ZM13 92V91H12ZM37 92V91H36ZM119 92V91H118ZM134 92V91H133ZM162 92V91H161ZM194 92V91H193ZM221 92V91H220ZM227 92V91H226ZM32 93V92H31ZM43 93V92H42ZM138 93V92H137ZM140 93V92H139ZM160 93V92H159ZM158 93V94H159ZM259 93V92H258ZM8 94V93H7ZM37 94V93H36ZM118 94V93H117ZM131 94V93H130ZM130 94H129V96H130ZM134 94V93H133ZM151 94V93H150ZM154 94V93H153ZM156 94V93H155ZM221 94V93H220ZM142 95V94H141ZM147 95V94H146ZM152 95V94H151ZM151 95H149V96H151ZM34 96H35V94H34ZM43 96V95H42ZM117 96H120V95H117ZM125 96V95H124ZM124 96H123V98H124ZM133 96H135V94L133 95ZM137 96V95H136ZM155 96V95H154ZM158 96V95H157ZM162 96H164V94L162 95ZM126 97H128V95H126ZM131 97V96H130ZM145 97V96H144ZM153 97V96H152ZM35 98V97H34ZM43 98V97H42ZM119 98V97H118ZM149 98V97H148ZM160 98V97H159ZM193 98V97H192ZM92 99V98H91ZM145 99H146V97H145ZM145 99H144V101H145ZM150 99H151V97H150ZM183 99H185V97L183 98ZM221 99V98H220ZM7 100V101H6ZM96 100V99H95ZM186 100H188V99H186ZM190 100V99H189ZM87 101V100H86ZM112 101V100H111ZM153 101V100H152ZM191 101V100H190ZM220 101V100H219ZM116 102V101H115ZM172 102V101H171ZM218 102V101H217ZM223 102V101H222ZM71 103V102H70ZM77 103V102H76ZM141 103H143L142 101H141ZM147 103H148V101H147ZM156 103V102H155ZM188 103V104H189ZM233 103V102H232ZM4 104V105H5ZM97 104V103H96ZM95 104V102L94 101H89V107H90V109L91 110H93L94 109V112H93V114L94 115H96V118H97V115H98V110L100 111V109L98 108V106ZM118 104V103H117ZM146 104V103H145ZM257 104V103H256ZM261 104V103H260ZM72 105V104H71ZM74 105V104H73ZM86 105V104H85ZM121 105V104H120ZM149 105V104H148ZM215 105H218V104H215ZM219 105H222L221 103L219 104ZM224 105V104H223ZM259 105V104H258ZM257 105V106H258ZM263 105V104H262ZM128 106V105H127ZM182 106V105H181ZM189 106V107H190ZM83 107H85V106H83ZM129 107V106H128ZM133 107V106H132ZM150 107H151V105H150ZM188 107V108H189ZM75 108V107H74ZM86 108V107H85ZM249 108V107H248ZM257 108V107H256ZM255 108V109H256ZM262 108V107H261ZM82 109V108H81ZM177 109V108H176ZM259 109V108H258ZM264 109V108H263ZM222 110V109H221ZM225 109H223V111H224ZM74 111V110H73ZM165 111H166V109H165ZM172 111V110H171ZM105 112V111H104ZM163 112V111H162ZM243 112V111H242ZM253 112V111H252ZM256 112V111H255ZM259 112V111H258ZM91 113V112H90ZM106 113V112H105ZM164 113V112H163ZM175 113V112H174ZM223 113V112H222ZM107 114V113H106ZM212 113H210V117L211 116H214L213 114L211 115ZM261 114V113H260ZM259 114V116L257 117V121H259V122H261V121H264V115L263 114H261L260 115ZM103 115V114H102ZM218 115V114H217ZM92 116V115H91ZM108 116V115H107ZM149 116V115H148ZM149 116V117H150ZM174 116H175V114H174ZM220 116H222V115H220ZM253 116V115H252ZM178 117V116H177ZM209 117V118H210ZM222 118V117H221ZM238 118H240V117H238ZM38 119H39V117H38ZM110 119V118H109ZM145 119V118H144ZM147 119V121L149 120L148 118H146ZM175 119V118H174ZM212 119V118H211ZM253 119H254V117H253ZM40 120V119H39ZM138 120V119H137ZM143 120V119H142ZM176 120V119H175ZM179 120V119H178ZM187 120V119H186ZM138 121H140V120H138ZM185 121V120H184ZM209 121L211 122V120L209 119ZM86 122V121H85ZM142 122V121H141ZM176 122V121H175ZM223 122V121H222ZM89 124H88V127H87V129L89 130V134H88V138H85V137H82L83 135H82V133H81V135L77 132V131H75V129L73 130V128L72 129H70V128H68V129H66L65 131H64V133H63V136H62V138H61V140H60V143H59V147H58V152L59 153H63L67 148H69L70 146H73L74 147V145L76 146V148H81V147H83L84 145H85V143L86 142H88L91 138H101L102 139V136L99 134V135H97V133H96V119H94L93 121H90V122H88ZM227 123V122H226ZM256 123V122H255ZM84 124V123H83ZM211 123H209V125H210ZM222 124H224V123H222ZM229 124V123H228ZM71 125V124H70ZM176 125V124H175ZM184 125V124H183ZM226 125V124H225ZM252 125H254L253 123L251 124V127H252ZM257 125H259V124H255L254 126H257ZM211 126L213 127V125L211 124ZM214 126H216V125H214ZM220 126V125H219ZM228 126V125H227ZM230 126V125H229ZM233 126V125H232ZM69 127V126H68ZM73 127V126H72ZM186 127V126H185ZM222 127H223V125H222ZM75 128V127H74ZM134 128V127H133ZM163 128V127H162ZM176 128V127H175ZM259 128H260V126H259ZM64 129H65V127H64ZM121 129V128H120ZM183 129V131H185V129H187V128H182ZM263 129V128H262ZM82 130V129H81ZM84 130V129H83ZM164 130H165V128H164ZM212 130V129H211ZM219 130H220V128L217 130L216 129V131H218V133H217V135H219ZM229 130H231L230 128H229ZM233 130V129H232ZM264 130V129H263ZM98 131H99V129H98ZM122 131V130H121ZM167 131V133H168V130H166ZM166 131H163V132H165L166 133ZM182 130H181V132H183ZM109 132H110V130H109ZM118 132H119V130H118ZM117 132V133H118ZM223 132V131H222ZM227 133L229 132L228 130L226 131ZM236 132V131H235ZM85 133V132H84ZM100 133V132H99ZM121 133V132H120ZM224 133V132H223ZM231 133V132H230ZM229 133V134H230ZM62 134V133H61ZM87 134V133H86ZM86 134H84V135H86ZM111 134V133H110ZM113 134V133H112ZM164 134V133H163ZM213 134V135H214ZM225 134V133H224ZM223 134V135H224ZM229 134H227V136L229 135ZM114 135V134H113ZM168 135H169V133H168ZM171 135H173V133L171 134ZM175 133H174V137H175ZM223 135L221 136L222 138H223ZM260 135H261V133H260ZM127 136H129V135H127ZM165 136V135H164ZM167 136V135H166ZM215 136V135H214ZM230 136V135H229ZM239 136H241V135H239ZM172 137V136H171ZM170 137V138H171ZM174 137H172L173 139H174ZM182 137H183V135H182ZM213 137V136H212ZM217 137V136H216ZM216 137H214V139L216 138ZM225 137H226V134H225ZM233 137L235 138V136L233 135ZM232 137V138H233ZM238 137V136H237ZM108 138H109V134H108ZM112 138V137H111ZM114 138V137H113ZM165 138V137H164ZM169 137H168V139H170ZM171 138V139H172ZM217 138H219V137H217ZM178 139V138H177ZM195 139V140H194ZM230 139V138H229ZM261 139V138H260ZM92 140V139H91ZM95 140V139H94ZM103 140V139H102ZM166 140V139H165ZM174 140H176V139H174ZM173 140V141H174ZM263 140V139H262ZM98 141V140H97ZM109 141H110V139H109ZM111 141H112V139H111ZM172 141V140H171ZM215 141H217V139L215 140ZM224 141H226L225 139H224ZM223 141V142H224ZM234 141V140H233ZM99 142V141H98ZM176 142V141H175ZM217 142H221V141H217ZM227 142V141H226ZM226 142H224V143H226ZM231 142H232V140H231ZM239 140H238V142L236 141V143H238L239 144ZM112 143V142H111ZM229 143V142H228ZM227 143V144H228ZM241 143V142H240ZM209 144V143H208ZM223 144V143H222ZM88 145V144H87ZM178 145V144H177ZM209 145H211L212 146V144H211V140H210V144ZM218 145V144H217ZM220 145V144H219ZM228 145H230V144H228ZM232 145H233V143H232ZM237 145V144H236ZM86 146V145H85ZM163 146H165V144L163 145ZM167 147H168V144L166 145ZM170 146V145H169ZM210 146V147H211ZM222 146V145H221ZM224 146V145H223ZM226 146V145H225ZM224 146V147H225ZM87 147V146H86ZM172 147H174V146H172ZM180 147H182L183 148V146H180ZM210 147H208V148H210ZM231 147V146H230ZM239 147H240V145H239ZM166 148V147H165ZM165 148L163 149V150H165ZM216 148H218V147H216ZM226 148V147H225ZM228 148H229V146H228ZM234 148H236V147H234ZM234 148H233V150H234ZM237 148H238V146H237ZM241 148V147H240ZM240 148L239 149H237V151L238 150H240ZM230 149V148H229ZM232 149V148H231ZM15 150V151H14ZM125 150V151H126ZM160 150V149H159ZM166 150H167V148H166ZM171 150H173V148L171 149ZM170 150V151H171ZM180 150V149H179ZM182 150H180V151H182ZM208 150V149H207ZM210 150V149H209ZM214 150V149H213ZM210 151H212V150H210ZM231 151V150H230ZM122 152V151H121ZM200 152V151H199ZM224 152V151H223ZM234 152H235V150H234ZM124 153V152H123ZM127 153V152H126ZM165 153V152H164ZM171 153H173V151L171 152ZM207 153V152H206ZM210 153V152H209ZM208 153V154H209ZM221 153V152H220ZM225 153V152H224ZM231 153H233V152H231ZM170 154V153H169ZM203 154V153H202ZM129 154H127L126 156H128ZM190 155H189V157H190ZM210 155V154H209ZM214 155V154H213ZM217 155V154H216ZM220 155V154H219ZM125 156V157H126ZM164 156V155H163ZM163 156H162V158H163ZM173 156V155H172ZM197 156V155H196ZM199 156V155H198ZM221 156V155H220ZM225 156V155H224ZM10 157H11V155H10ZM15 157V155H13V158ZM16 157H17V155H16ZM130 157V156H129ZM130 157V158H131ZM167 157V156H166ZM178 157V156H177ZM185 157V156H184ZM189 157L187 156V158H188V161H190V159H189ZM207 157V156H206ZM210 157V156H209ZM226 157H227V155H226ZM13 158H11V159H13ZM19 158V159H20ZM183 158V157H182ZM181 158V159H182ZM191 158V157H190ZM194 158V157H193ZM198 158V157H197ZM201 158V157H200ZM199 158V159H200ZM219 158V157H218ZM239 158V157H238ZM17 159V158H16ZM82 159V158H81ZM125 159V158H124ZM168 159H170V158H168ZM180 159V160H181ZM184 159V158H183ZM202 159V158H201ZM206 159V158H205ZM211 159V158H210ZM209 159V160H210ZM20 160V161H21ZM129 160V161H130ZM163 160V159H162ZM179 160V161H180ZM191 160H193V159H191ZM197 160V159H196ZM195 160V161H196ZM212 160V159H211ZM219 160V159H218ZM222 160V159H221ZM221 160H219V161H221ZM230 160V159H229ZM20 161H18L19 163H20ZM21 161V162H22ZM70 161V162H69ZM128 161V160H127ZM127 161H125V163H127ZM161 161V160H160ZM202 161H203V159H202ZM215 161V160H214ZM13 163H14V160L12 161ZM66 165L67 166H73V169L72 170H74V169H79L78 167H79V164L78 163H80L79 161L78 162H72L71 160H70V158L69 159H67L66 161ZM169 162V161H168ZM185 162H187L186 160H185ZM184 162V163H185ZM192 162V161H191ZM194 162V161H193ZM217 162V161H216ZM215 162V163H216ZM247 162V161H246ZM13 163H12V165H13ZM129 163V162H128ZM182 163V162H181ZM201 163V162H200ZM221 163V162H220ZM223 163V162H222ZM6 164V163H5ZM8 164V163H7ZM6 164V165H7ZM72 164H74V165H72ZM104 164V163H103ZM163 164H164V162H163ZM193 164V163H192ZM206 164H207V162H206ZM15 165H17V164H15ZM126 165H128V164H126ZM186 165V164H185ZM188 165V164H187ZM190 165V164H189ZM22 166L20 167V166H18L19 168H22ZM28 166V165H27ZM130 166V165H129ZM200 166V165H199ZM214 166H215V164H214ZM216 166H217V164H216ZM15 168H16V166H14ZM165 167V166H164ZM201 167V166H200ZM209 167V166H208ZM218 167V166H217ZM7 168V167H6ZM5 168V166H4V169H6ZM11 168H13V167H11ZM14 168V169H15ZM129 168V167H128ZM161 168V167H160ZM186 168V167H185ZM198 168V167H197ZM212 168V167H211ZM28 169V168H27ZM245 169H247V168H245ZM22 170V169H21ZM21 170H20V172H21ZM103 170V169H102ZM188 170V169H187ZM199 170V169H198ZM197 170V171H198ZM204 170H205V168H204ZM210 170V169H209ZM208 170V171H209ZM8 171V170H7ZM6 171V172H7ZM11 171V170H10ZM41 171V170H40ZM44 171V170H43ZM70 171V170H69ZM136 171H134V173H136ZM196 170L195 171H192V173H194V172H197ZM207 171V170H206ZM247 171V170H246ZM254 171V170H253ZM2 172V176H4L3 175V170L1 171ZM5 172V173H6ZM127 172V171H126ZM188 172V171H187ZM219 172V171H218ZM221 172H222V168H221ZM14 173V172H13ZM13 173H12V175H13ZM200 173V171L198 172V174ZM211 173H213L212 171H211ZM224 173V172H223ZM1 174V173H0ZM41 174V173H40ZM91 174V173H90ZM124 174H125V172H124ZM127 174H129V173H127ZM131 174V173H130ZM129 174V175H130ZM188 174H190V173H188ZM216 174V173H215ZM232 174H233V171H232ZM247 174V173H246ZM258 174V173H257ZM35 175V174H34ZM42 175V174H41ZM132 175H133V172H132ZM132 175H130V176H132ZM136 175V174H135ZM167 176H168V174H166ZM191 175V174H190ZM194 175H197V174H193V176ZM205 175V174H204ZM207 175H210V174H207ZM18 176H17V178H18ZM138 176H137V178H138ZM164 176V175H163ZM162 176V177H163ZM185 176V175H184ZM187 176V175H186ZM228 176V175H227ZM122 177V176H121ZM205 177V176H204ZM208 177V176H207ZM212 177H213V179H214V176H213V174H212ZM211 177V178H212ZM220 177H221V175H220ZM231 177V176H230ZM245 177V176H244ZM243 177V178H244ZM0 178H3V177H0ZM123 179H124V177H122ZM131 178V177H130ZM165 178V177H164ZM234 178V177H233ZM239 178V177H238ZM127 179V178H126ZM161 179V178H160ZM185 179V178H184ZM188 179V178H187ZM190 179H191V177H190ZM215 179H217V178H215ZM226 179H227V177H226ZM228 179H230V178H228ZM3 180V181H4ZM164 180V179H163ZM192 180V179H191ZM202 180H204L203 178H202ZM206 180V179H205ZM209 180H211V179H209ZM218 180V179H217ZM225 180V179H224ZM238 180V179H237ZM40 181V180H39ZM130 181V180H129ZM190 181V180H189ZM126 182V181H125ZM125 182H123V183H125ZM138 183L140 182V181H137ZM159 182V183H158ZM163 182V181H162ZM167 182H168V180H167ZM205 182V181H204ZM220 182V181H219ZM237 182V181H236ZM130 184H133V182L131 183V182H129ZM164 184H166L165 183V181L163 182ZM188 182H186V184H187ZM197 183L198 184H196L197 186L200 184H203L202 183V181H200V180H197ZM207 183V182H206ZM231 183V182H230ZM238 183V182H237ZM65 184V183H64ZM68 184V183H67ZM215 184H216V182H215ZM217 184H218V182H217ZM216 184V185H217ZM224 184V183H223ZM233 184V183H232ZM231 184V185H232ZM240 184V183H239ZM242 184V183H241ZM239 185L240 187L241 186H243V185ZM39 185V184H38ZM126 185H128L127 183H126ZM133 185H137V184H133ZM140 185V184H139ZM142 185V184H141ZM146 185H147V183H146ZM148 185V186H149ZM220 185V184H219ZM227 185V184H226ZM238 184H236V186H237ZM20 186H22L23 187V189H24V193H23V200H22V203H23V205L21 206V210H20V208H19V210H17V208L16 207H14L11 203H7L6 202V200H5V198L4 197H2V195L4 194V191H6V193L8 194L9 192H12L13 193V190L14 189H17L18 187H20ZM165 186V185H164ZM181 186V185H180ZM194 186V185H193ZM192 186V187H193ZM197 186H195V187H197ZM218 186V185H217ZM229 186V185H228ZM239 186H238V188H239ZM259 186V185H258ZM21 187V188H22ZM123 187V186H122ZM127 187V186H126ZM140 187V186H139ZM179 187V186H178ZM205 187H207V186H205ZM210 187H212V186H209V188ZM215 187V186H214ZM220 186H218V188H219ZM222 187V186H221ZM130 188V187H129ZM138 188V187H137ZM165 188V187H164ZM175 188V187H174ZM189 188V187H188ZM200 188V187H199ZM213 188V187H212ZM237 188V187H236ZM235 188V189H236ZM121 189V188H120ZM148 189V188H147ZM179 189H180V187H179ZM182 189V188H181ZM180 189V190H181ZM208 189V188H207ZM220 189V188H219ZM230 189V188H229ZM239 189H241V188H239ZM257 189V188H256ZM259 189H263V188H260V186H259ZM124 190V189H123ZM142 190H143V188H142ZM146 190V189H145ZM149 190V191H150ZM176 190H178V188L176 189ZM186 190V189H185ZM190 190V189H189ZM221 191L223 190V189H220ZM225 190V189H224ZM237 190V189H236ZM242 190V189H241ZM240 190V191H241ZM251 190V189H250ZM21 191V190H20ZM19 191V192H20ZM125 191H127V190H125ZM134 191H136L135 189H134ZM137 191H140L139 189L137 190ZM167 191H165V193L167 192ZM205 191H207L206 189H205ZM204 191V193L206 194V192ZM215 191V190H214ZM213 191V192H214ZM226 192L228 191V190H225ZM235 191V190H234ZM244 191V190H243ZM242 191V192H243ZM255 191V190H254ZM264 191V190H263ZM1 192H3L2 194H1ZM23 192V191H22ZM121 192V191H120ZM129 192L131 193V190H129ZM128 192V193H129ZM133 192V191H132ZM142 192V191H141ZM148 192V191H147ZM185 192H187V191H184L183 193H185ZM202 192V193H201ZM213 192L212 193H210V195H212L213 194ZM229 192L230 191H228V194H229ZM260 192H262V191H260ZM5 193V194H6ZM127 193V194H128ZM145 193V192H144ZM174 193V192H173ZM222 193V192H221ZM224 193V192H223ZM237 193V192H236ZM238 193H239V191H238ZM256 193V192H255ZM6 194V195H7ZM127 194H126V196H127ZM133 194V193H132ZM136 194V193H135ZM148 194H146V196H147V198H148ZM168 194V195H169ZM174 194H177V192L176 193H174ZM243 194H245V193H243ZM257 194V193H256ZM255 194V195H256ZM9 195V194H8ZM26 195L28 196V197H26ZM129 195V194H128ZM134 195V194H133ZM132 195V196H133ZM138 195V194H137ZM223 195V194H222ZM225 195H226V193H225ZM224 195V196H225ZM241 195V194H240ZM249 195H250V193H249ZM253 195H254V192H253ZM264 195V194H263ZM145 196V195H144ZM178 196V195H177ZM227 196V195H226ZM235 196V195H234ZM244 196V195H243ZM252 196V195H251ZM6 197V196H5ZM7 197H9V196H7ZM120 197V196H119ZM125 197V196H124ZM131 197V196H130ZM139 197H141V196H139ZM203 197V196H202ZM205 197V196H204ZM239 197V196H238ZM257 197H260L261 198V196L259 195V196H256V199H257ZM17 198V197H16ZM95 198H97V199H95ZM125 198H127V197H125ZM135 198V197H134ZM133 198V199H134ZM206 198H208V196L206 197ZM217 198H219V197H217ZM116 199V198H115ZM138 199V198H137ZM140 199V198H139ZM142 199H144V198H142ZM146 199V198H145ZM220 199V198H219ZM231 199V198H230ZM233 199V198H232ZM251 199H252V197H251ZM255 199V200H256ZM8 200V199H7ZM16 200V199H15ZM111 200H114V199H111ZM127 200V199H126ZM126 200L125 199H123V201H125L124 203H126V205H127V202H126ZM128 200H129V198H128ZM127 200V201H128ZM151 200V199H150ZM210 200V199H209ZM244 200V199H243ZM247 200V199H246ZM261 200V202H262V198L260 199ZM33 201V200H32ZM115 201V200H114ZM116 201H118V200H116ZM119 201H120V199H119ZM118 201V203L120 204V202ZM142 202H143V200H141ZM147 201H149V200H147ZM212 201H213V199H212ZM235 201V200H234ZM248 201V200H247ZM18 202H20V201H18ZM106 202V201H105ZM108 202H110L109 200H108ZM112 202V201H111ZM129 202H131V201H128V205H129ZM140 202V203H139ZM144 202L146 203V201L144 200ZM150 202V201H149ZM201 202V201H200ZM205 202V201H204ZM245 203H246V201H244ZM250 202V201H249ZM251 202H253L252 200H251ZM21 203V202H20ZM100 203V202H99ZM114 204H115V202H113ZM122 203L123 202H121V206H122ZM144 203V204H145ZM208 203H210L209 201H208ZM212 203V202H211ZM216 203V202H215ZM108 204V203H107ZM112 204V203H111ZM147 204V203H146ZM262 204V203H261ZM113 205V204H112ZM111 205V206H112ZM125 205V204H124ZM126 205H125V209H126ZM143 205V204H142ZM148 205V204H147ZM151 205V202H150V204H149V208L151 207L150 206ZM213 205V204H212ZM252 205V204H251ZM32 206V205H31ZM106 206V205H105ZM118 206V205H117ZM120 206V205H119ZM118 206V207H119ZM120 206V207H121ZM242 205H240V207H241ZM261 206H264V205H261ZM97 207H99V206H97ZM113 207H114V205H113ZM116 207V206H115ZM207 207V206H206ZM218 207V206H217ZM236 207V206H235ZM234 207V208H235ZM240 207H239V209H240ZM103 208V207H102ZM102 208H101V210H102ZM128 208V207H127ZM130 208V207H129ZM146 208V207H145ZM153 208V207H152ZM151 208V209H152ZM196 208V207H195ZM244 208V207H243ZM246 208H247V206H246ZM253 208V207H252ZM115 210H117L116 208H114ZM121 209H122V207H121ZM125 209H123L122 211L123 212H125ZM194 209V208H193ZM202 209V208H201ZM238 208L236 209V210H239ZM251 209V208H250ZM254 209V208H253ZM89 210V211H90ZM153 210V209H152ZM249 210V209H248ZM252 210V209H251ZM96 211V210H95ZM121 211V212H122ZM198 211V210H197ZM235 211V210H234ZM233 211V213L234 214H236L235 212ZM245 211V210H244ZM250 211V210H249ZM102 212V211H101ZM103 212H105V211H103ZM107 212H108V215H104L105 217H107V222H113L112 220H115V215H117V214H114V213H112V208L111 209H109V211L107 210ZM114 212V211H113ZM126 212H128L127 210H126ZM125 212V213H126ZM148 212H149V210H148ZM214 212V211H213ZM243 212V211H242ZM246 212V211H245ZM116 213V212H115ZM130 213V214H131ZM141 213H142V211H141ZM215 213V212H214ZM221 213V212H220ZM239 214H240V212H238ZM251 213V212H250ZM127 214V216H128V214L129 213H126ZM197 214H198V212H197ZM205 214H206V210H205ZM209 214V213H208ZM207 214V215H208ZM254 214V213H253ZM27 215V214H26ZM97 215H100V214H97ZM122 215V214H121ZM150 215H151V213H150ZM191 215V216H190ZM237 215V214H236ZM250 215V214H249ZM248 215V216H249ZM80 216V215H79ZM93 216V215H92ZM119 216V215H118ZM124 216V215H123ZM194 216V215H193ZM201 216H203V215H201ZM228 216V215H227ZM230 216V215H229ZM260 216V215H259ZM28 217V216H27ZM101 217V216H100ZM105 217H104V219H105ZM120 217V216H119ZM125 217V216H124ZM196 217H197V215H196ZM205 217V216H204ZM232 217V216H231ZM230 217V218H231ZM91 218V217H90ZM94 218H96V217H94ZM123 218V217H122ZM199 218V217H198ZM201 218V217H200ZM249 218H251V217H249ZM261 218H262V216H261ZM97 219V218H96ZM121 219V218H120ZM192 219H195V216H194V218H192ZM211 219V218H210ZM212 219H214V218H212ZM217 219V218H216ZM234 219V218H233ZM240 219V218H239ZM80 220V219H79ZM93 220V219H92ZM178 220V221H177ZM204 222L206 221L205 220V218L204 219H202ZM201 220V221H202ZM236 220V219H235ZM99 221V220H98ZM105 221H106V219H105ZM116 221V220H115ZM122 221V220H121ZM127 221V220H126ZM195 222H196V220H194ZM198 221V220H197ZM234 221V220H233ZM251 221V220H250ZM80 222V221H79ZM116 222H119L120 223V221L118 220V221H116ZM115 222V223H116ZM190 222V221H189ZM207 222V221H206ZM215 222V221H214ZM220 222V220L218 219V223ZM253 222H254V219H253ZM124 223V222H123ZM122 223V224H123ZM128 223V222H127ZM179 223V222H178ZM180 223V224H181ZM194 223V222H193ZM220 223H224L223 221L222 222H220ZM231 223V222H230ZM256 223V222H255ZM257 223H260V221L258 222V220H257ZM256 223V224H257ZM125 224V223H124ZM183 224V225H184ZM190 224V223H189ZM215 224V223H214ZM237 224H239L238 222H237ZM237 224H235V225H237ZM263 224V223H262ZM108 225V224H107ZM119 225V224H118ZM127 225V224H126ZM140 225V224H139ZM142 225V224H141ZM195 225V224H194ZM193 225V226H194ZM202 225V224H201ZM223 225V224H222ZM225 225V224H224ZM229 225V224H228ZM227 225V226H228ZM13 226V225H12ZM97 226V223H93L90 227H91V230L93 229L94 230V228ZM120 226V225H119ZM128 226V225H127ZM126 226V227H127ZM205 226V225H204ZM217 226V225H216ZM232 226V225H231ZM257 226H258V224H257ZM115 227V226H114ZM117 227V226H116ZM180 227V226H179ZM182 227H184V226H182ZM207 227V226H206ZM222 227V226H221ZM226 227V226H225ZM229 227H230V225H229ZM232 227H234V226H232ZM263 227V226H262ZM261 227V228H262ZM121 228H125L124 226L123 227H121L120 226V229ZM187 228V227H186ZM189 228V227H188ZM197 228V227H196ZM200 228V227H199ZM223 228H224V226H223ZM228 228V227H227ZM235 228V227H234ZM257 228V227H256ZM255 228V229H256ZM12 229V228H11ZM110 229H112V227H110ZM119 229V230H120ZM206 229V228H205ZM259 229H260V226H259ZM259 229H257L256 230V232H259L258 230ZM18 230V229H17ZM18 230V231H19ZM118 230V229H117ZM181 230V229H180ZM184 230V229H183ZM186 230V229H185ZM193 230V229H192ZM191 230V231H192ZM244 230V229H243ZM262 230V229H261ZM260 230V231H261ZM23 231V230H22ZM126 231H128V230H126ZM195 231V230H194ZM197 231V230H196ZM226 231H228V230H226ZM233 232L235 231V230H232ZM237 231H238V229H237ZM107 232H108V229H107ZM122 232V231H121ZM186 232H188V231H186ZM185 232V233H186ZM92 233V232H91ZM102 233V232H101ZM130 233V232H129ZM183 233V232H182ZM193 233V232H192ZM241 233V232H240ZM93 234V233H92ZM105 234H106V232H105ZM105 234H103V235H105ZM116 234V233H115ZM195 234V233H194ZM193 234V235H194ZM235 234V233H234ZM233 234V235H234ZM242 234V233H241ZM240 234V235H241ZM258 234V233H257ZM264 234V233H263ZM262 234V235H263ZM107 235V234H106ZM113 235V234H112ZM179 235V234H178ZM183 236H184V234H182ZM188 235V234H187ZM231 235V234H230ZM238 235H239V233H238ZM253 235V234H252ZM50 236V235H49ZM108 236V235H107ZM244 236V235H243ZM247 236V235H246ZM51 237V236H50ZM49 237V238H50ZM90 237V236H89ZM191 237V236H190ZM199 237V236H198ZM197 237V238H198ZM238 237H240V236H238ZM250 238L252 237V236H249ZM248 237V238H249ZM48 238V239H49ZM104 238V237H103ZM106 238V237H105ZM236 238V237H235ZM242 238V237H241ZM247 238V239H248ZM254 238V237H253ZM258 238V237H257ZM173 239H175V240H173ZM190 239V238H189ZM192 239H193V237H192ZM202 239V238H201ZM232 239V238H231ZM245 239V238H244ZM100 240H102V238L100 239ZM104 240V239H103ZM181 240H183L182 238H181ZM184 240L186 241V238H184ZM184 240H183V242H184ZM188 240V239H187ZM197 240V239H196ZM195 240V241H196ZM203 240L204 239H202V242H203ZM239 241H241L242 242V240L241 239H238ZM250 240V239H249ZM252 240V239H251ZM257 240V239H256ZM4 241H5V239H4ZM28 241V240H27ZM51 241V240H50ZM48 242V241H44V242H48L49 244H51V242ZM107 241V240H106ZM180 241V240H179ZM179 241L177 242L178 243V245H180L181 246V244H179ZM194 240H193V242H195ZM258 241V240H257ZM260 241V240H259ZM197 242V241H196ZM251 242V241H250ZM6 243V242H5ZM48 243H47V245H48ZM59 243V242H58ZM89 243H90V241H89ZM103 243H104V241H103ZM128 243V242H127ZM191 243V242H190ZM201 243V242H200ZM199 243V244H200ZM8 244V243H7ZM24 244H25V242H24ZM28 244V243H27ZM54 244V243H53ZM96 244V243H95ZM198 244V245H199ZM202 244H205V242L204 243H202ZM245 244H247V243H245ZM256 244V243H255ZM258 244H259V242H258ZM77 245V244H76ZM184 245H187V243L186 244H184ZM183 245V247H185ZM190 246L192 245V244H189ZM257 245V244H256ZM44 246V245H43ZM50 246V245H49ZM59 246V245H58ZM61 246V245H60ZM63 246V245H62ZM61 246V247H62ZM65 246V245H64ZM79 246V245H78ZM90 246V245H89ZM120 244H119V241L118 240H116V239H111L110 241H108V242H105L104 243V245H102V250H100V251H98V254H97V257H96V255H95V257H96V259L98 258V262H97V264H120V258H119V249H120ZM174 246V247H173ZM188 246V245H187ZM194 246V245H193ZM203 246V245H202ZM201 246V247H202ZM244 246V245H243ZM251 246V245H250ZM253 247H254V245H252ZM124 247V246H123ZM177 247H179V246H177ZM200 247V246H199ZM257 247V246H256ZM262 247V246H261ZM4 246H3V243L1 244V241H0V262L2 261V259L4 260V258H5V251L8 249H6V250H4ZM24 248H25V246H24ZM41 248H44V247H41ZM78 248V247H77ZM186 248V247H185ZM188 248V247H187ZM192 248V247H191ZM196 248V247H195ZM40 249V248H39ZM51 249V248H50ZM50 249H48V250H50ZM53 249V248H52ZM59 249V248H58ZM63 249H64V247H63ZM81 249V248H80ZM98 249V248H97ZM256 249V248H255ZM38 250V249H37ZM54 250V249H53ZM96 250V249H95ZM127 250V249H126ZM181 250V249H180ZM184 250V249H183ZM186 250L187 249H185V252H186ZM198 249L196 248V251H197ZM238 250V249H237ZM250 250V249H249ZM45 251V250H44ZM56 250H54V252H55ZM60 251V250H59ZM66 251H67V249H66ZM85 251V250H84ZM89 251H91V250H89ZM177 251H178V248H177ZM189 250H187V252H188ZM191 251H192V249L190 250V253H191ZM208 251V250H207ZM23 252V251H22ZM36 252V251H35ZM38 252V251H37ZM48 252V251H47ZM46 252V253H47ZM61 252V251H60ZM68 252H70L69 250H68ZM97 252V251H96ZM129 252H130V257H129V260H128V263L127 264H135L136 263V260H134V254H133V252L132 251H130L129 250ZM142 252V253H143ZM180 252V251H179ZM184 252V253H185ZM186 252V253H187ZM193 252V254H194V252L195 251H192ZM198 252H199V250H198ZM209 253H210V251H208ZM238 252V251H237ZM252 252V251H251ZM46 253H45V255H46ZM78 253V252H77ZM79 253H81V252H79ZM163 253H166V254H163ZM183 253V252H182ZM217 253V252H216ZM220 253V252H219ZM218 253V255H220ZM236 253V252H235ZM262 253V252H261ZM264 253V252H263ZM9 254V253H8ZM25 254V253H24ZM24 254H22V256L20 257V260L18 261V263L17 262H15L12 258H10V257H7V261H8V264H22V262L24 261ZM47 254H49V253H47ZM58 254H60V253H58ZM62 254V253H61ZM64 254V253H63ZM67 254V253H66ZM71 254H73L74 255V253H71ZM76 254V253H75ZM83 254V253H82ZM88 254V253H87ZM91 254V253H90ZM192 254V253H191ZM191 254H190V256H191ZM199 254V253H198ZM201 254H202V252H201ZM200 254V255H201ZM39 255V254H38ZM52 255H55V254H52ZM70 255V254H69ZM77 255V254H76ZM81 255V254H80ZM143 255V254H142ZM180 255H181V253H180ZM180 255L178 256L179 258H180ZM186 255V254H185ZM204 255V254H203ZM245 255V254H244ZM246 255H247V252H246ZM10 256V255H9ZM75 256V255H74ZM78 256V255H77ZM82 256V255H81ZM84 256V255H83ZM88 256V255H87ZM90 256H92V255H90ZM125 256H126V254H125ZM128 256V255H127ZM189 256V257H190ZM197 256V255H196ZM202 256V255H201ZM206 256V255H205ZM237 256V255H236ZM255 256V255H254ZM264 256V255H263ZM41 257V256H40ZM68 257V256H67ZM92 257H94V256H92ZM136 257V256H135ZM211 257V256H210ZM37 258V257H36ZM45 258V257H44ZM50 258H51V256H50ZM56 258H58L59 260L61 259V256L59 255V256H56ZM78 258V257H77ZM81 258V257H80ZM199 258V257H198ZM205 258H207V257H205ZM250 258V257H249ZM248 258V259H249ZM252 258V257H251ZM67 259V258H66ZM70 259H71V257H70ZM73 259H75V258H73ZM79 259V258H78ZM77 259V260H78ZM81 259H83V258H81ZM138 260H139V257L137 258ZM150 259V258H149ZM183 259V258H182ZM188 259V258H187ZM186 259V260H187ZM193 259V258H192ZM196 259V258H195ZM201 259V258H200ZM204 259V258H203ZM254 259L255 258H253V260L252 261H254ZM44 260V259H43ZM52 260V259H51ZM58 260V261H59ZM76 260V259H75ZM141 260V259H140ZM258 260V259H257ZM264 260V259H263ZM54 261V260H53ZM66 261H69V260H66ZM79 261V260H78ZM150 261H151V259H150ZM180 261V260H179ZM191 261H193V260H190V262ZM197 261V260H196ZM200 261V260H199ZM203 261V260H202ZM6 262V261H5ZM25 262V261H24ZM37 262H39L38 260H37ZM44 263H40V264H48V262L47 261H43ZM73 262H75L74 260H73ZM77 262V261H76ZM152 262V263H153ZM181 262H182V260H181ZM180 262V263H181ZM208 262V261H207ZM227 262V261H226ZM255 262V261H254ZM257 262V261H256ZM53 263V262H52ZM56 263V262H55ZM85 263V262H84ZM95 263V262H94ZM145 263H146V261H145ZM147 263H148V261H147ZM192 263V262H191ZM264 263V262H263ZM36 264H38V263H36ZM62 264H66V263H62ZM80 264V263H79ZM86 264V263H85ZM138 264V263H137ZM170 264V263H169ZM172 264V263H171ZM261 264V263H260Z\"/></svg>","mask_w":264,"mask_h":264},{"label":"crops","instance_id":"obj_3","mask_svg":"<svg viewBox=\"0 0 264 264\" xmlns=\"http://www.w3.org/2000/svg\"><path fill=\"white\" fill-rule=\"evenodd\" d=\"M6 0H0V3L1 2H5ZM16 1H18V0H16ZM20 0H19V5H20ZM26 2V1H25ZM17 4V5H18ZM1 8V7H0ZM4 9V10H3ZM6 10H7V12H6ZM2 12V13H1ZM5 12V13H4ZM13 13L12 14V17H11V20L9 19V14L10 13ZM11 12H9V10H8V8L6 9L5 7H3V8H1L0 9V15H2L3 13V15L2 16H0V22L2 23H0V25L2 26H0V36H2V41H3V43H2V41H0L1 43V47H2V50H0V55H3V56H9V54H10V52L12 51L13 52V50H15V49H17V50H20L19 48L20 47H22L23 45V43H18V42H20L18 39H19V35H20V38H27V40H28V38H29V42H31V35H32V32L35 30V33H38V34H35L34 33V35H37V36H34L33 37V35H32V42H31V47L30 48H32V50H30V64L32 65H30L29 64V66H26V68H24V71H22V73L20 74H18L17 75V77L18 78H15V79H13V81L14 82H12V83H9V86L8 85H4L3 84V87L5 86V87H8L7 89L5 88H3L2 89V95L4 96V94H5V96L6 97H9L10 95V97H9V99L10 98H12V95H13V93L14 92H17L18 90L17 89H19L20 88V86H21V82L22 81H26V83H28L29 84V86H30V99H37L40 103H41V110H40V112L41 111H46V108L47 107H52V108H54V109H59V108H61V106H62V104H63V101L61 100V98L63 97L62 96V93H64V91H62V93H61V89L62 88H60V87H58V86H60V85H56L55 83H54V80L49 76V75H47V71L49 70L48 68H49V63L50 62H48L49 60H50V58H51V56L53 55L52 54V47H53V45L50 47V51H49V49L47 50V53H42L40 50V48H39V45L37 44V39H41V37H42V35L43 34H45V30H46V28H48V27H52V31H55L56 29H57V27H54V25L52 26V25H48V24H44V25H42V26H40V25H37L38 23H36V24H28L27 26H25V22L24 21H22L24 18L25 19H27L28 18V20H29V15L28 14H22V13H20V10L18 9V6L17 7H14L12 10H11ZM6 14V15H5ZM4 19V20H3ZM6 19H8L7 21H8V24H9V29H11V30H6V29H8V28H6L7 26H8V24H6ZM3 20V21H2ZM10 20V21H9ZM21 20V21H20ZM6 21V22H5ZM12 21H13V23H12ZM11 22V23H10ZM14 22H15V24H14ZM27 23V22H26ZM5 24V25H4ZM10 24H11V26H10ZM14 24V25H13ZM36 25H37V27H36ZM48 25V26H47ZM4 27V28H3ZM29 27V28H28ZM26 28H27V30H28V32L26 31ZM2 29V30H1ZM4 31H6L7 32V38H6V36H5V34H4ZM36 31H38V32H36ZM1 32H2V34H1ZM5 36V37H4ZM3 37L4 38H6V39H4L3 40ZM13 38H16V40H15V42L13 41L12 42V40H13ZM25 39H23L24 41H25ZM0 40H1V38H0ZM6 40V41H5ZM20 40H22V39H20ZM43 39H41V41H42ZM36 42V43H35ZM9 43V44H8ZM4 45V47H3V45ZM5 44H6V46H5ZM8 46V47H7ZM16 48H15V47ZM34 46H35V48H34ZM50 54H51V56H50ZM42 55V56H41ZM47 55V56H46ZM48 56H50V57H48ZM49 59H48V58ZM46 58V59H45ZM45 59V60H44ZM62 59L64 60V61H67L68 59H66V57H62ZM44 60V61H43ZM48 60V61H47ZM46 65H47V67H46ZM42 66V67H41ZM30 67H32V68H30ZM34 67V68H33ZM30 68V69H29ZM43 68V69H42ZM29 71H28V70ZM47 71H46V70ZM40 70V71H39ZM45 70V71H44ZM43 71H44V73H43ZM26 72V73H25ZM28 72V73H27ZM27 74V75H26ZM34 74V75H33ZM25 75V79H24V76ZM48 76V77H47ZM23 77V78H22ZM33 77V79H31ZM47 78H49V79H47ZM52 80H51V79ZM22 79V80H21ZM19 81V83H18V81ZM37 80V81H36ZM49 80V81H48ZM46 83H45V82ZM23 82V83H24ZM32 82V83H31ZM33 84V85H32ZM36 84V85H35ZM11 85V86H10ZM19 85V86H18ZM39 85V86H38ZM12 87V88H11ZM17 87V88H16ZM32 87H34V89L32 88ZM37 88V89H36ZM5 90V91H4ZM10 90H12V91H10ZM9 91V92H8ZM37 91V92H36ZM32 92V93H31ZM43 92V93H42ZM8 93V94H7ZM37 93V94H36ZM66 93H67V91H66ZM34 94H35V96H34ZM43 95V96H42ZM64 95V94H63ZM65 96H67V94H65ZM35 97V98H34ZM43 97V98H42ZM7 101V100H6ZM8 103H10L9 101H7L6 102V104H8ZM5 104V103H4ZM3 104V100L2 101H0V107H6L7 105L5 104L4 105ZM39 112V113H40ZM44 114V113H43ZM45 114H46V112H45ZM39 115V114H38ZM47 115V114H46ZM51 115V117H49V118H52V114H50ZM40 116V115H39ZM39 116H37V120H38V117ZM39 123V122H38ZM50 135V134H49ZM48 140H50V137H49V139ZM67 158H68V156H67Z\"/></svg>","mask_w":264,"mask_h":264}]
</instances>
